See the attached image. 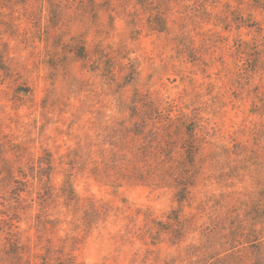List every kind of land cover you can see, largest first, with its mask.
<instances>
[{"label":"clouds","instance_id":"9594fccd","mask_svg":"<svg viewBox=\"0 0 264 264\" xmlns=\"http://www.w3.org/2000/svg\"><path fill=\"white\" fill-rule=\"evenodd\" d=\"M0 264H264V0H0Z\"/></svg>","mask_w":264,"mask_h":264}]
</instances>
